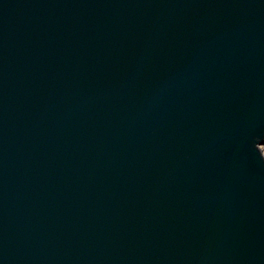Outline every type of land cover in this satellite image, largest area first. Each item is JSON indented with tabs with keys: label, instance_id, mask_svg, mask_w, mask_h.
Listing matches in <instances>:
<instances>
[{
	"label": "water",
	"instance_id": "water-1",
	"mask_svg": "<svg viewBox=\"0 0 264 264\" xmlns=\"http://www.w3.org/2000/svg\"><path fill=\"white\" fill-rule=\"evenodd\" d=\"M0 264H264V0H0Z\"/></svg>",
	"mask_w": 264,
	"mask_h": 264
}]
</instances>
